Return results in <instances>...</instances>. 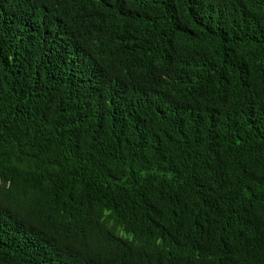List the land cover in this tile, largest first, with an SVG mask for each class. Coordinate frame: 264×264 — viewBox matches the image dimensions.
Instances as JSON below:
<instances>
[{
    "label": "trees",
    "instance_id": "obj_1",
    "mask_svg": "<svg viewBox=\"0 0 264 264\" xmlns=\"http://www.w3.org/2000/svg\"><path fill=\"white\" fill-rule=\"evenodd\" d=\"M0 264H264V0H0Z\"/></svg>",
    "mask_w": 264,
    "mask_h": 264
}]
</instances>
